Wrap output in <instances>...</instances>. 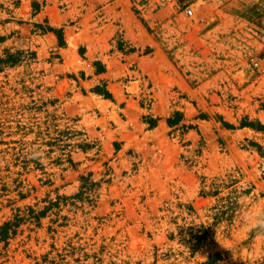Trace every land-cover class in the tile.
Wrapping results in <instances>:
<instances>
[{"label":"rangeland","instance_id":"rangeland-1","mask_svg":"<svg viewBox=\"0 0 264 264\" xmlns=\"http://www.w3.org/2000/svg\"><path fill=\"white\" fill-rule=\"evenodd\" d=\"M179 4L0 0V58L23 55L0 70V226L65 200L0 264L264 259L243 221L264 206V0ZM189 225L209 228L193 255L169 239Z\"/></svg>","mask_w":264,"mask_h":264},{"label":"trees","instance_id":"trees-1","mask_svg":"<svg viewBox=\"0 0 264 264\" xmlns=\"http://www.w3.org/2000/svg\"><path fill=\"white\" fill-rule=\"evenodd\" d=\"M17 5V3H14ZM42 32H53L58 40L59 45H63V37L61 30H53L49 27H41L37 26ZM1 42L4 41V38H1ZM23 60L22 52H15L11 53L10 51L5 50L4 51V57L0 58V70H3L8 67H16L19 65ZM94 91L97 94L103 95L105 98H110V95L107 91L104 89L96 88ZM175 116L178 117V114L176 113ZM180 118H169L167 119V125L169 127H174L178 124ZM156 125V121L151 120L150 121V127H154ZM70 161V160H69ZM81 180L85 181V178H81ZM212 195H216V192L211 193ZM78 196H81V194H78ZM67 200V198H66ZM47 205H45L41 210L36 211L33 208H29L28 213L26 215V218H16L13 222H7L0 226V242H6L8 239L13 237L16 234L17 227L21 224V222H28V223H34L36 226H39L40 221L42 218H44L48 212H51L54 208L58 209L59 206L62 204L65 205V200L62 197H58L55 201H46ZM55 215H57L55 213ZM52 224L55 223V221H51ZM59 227L63 225H58ZM48 233L55 234L56 229L52 226L48 227ZM172 234V235H171ZM170 234L169 239L174 240V238H178L179 242L190 251V254L193 255L194 253L198 252L201 247L202 243L206 240L209 234V228H205L203 225H199L198 227H194L193 225H189L186 227H182L176 235H173V233ZM67 246L71 245L67 243ZM54 249V247H53ZM51 253V252H49ZM45 254L42 258V262L40 264H66V253H64V250L62 252L57 253L55 256L51 257L50 254ZM87 256V255H85ZM222 260V255L220 253H215L213 255H210L208 259L200 264H215L216 262ZM76 262L79 261V259H75ZM80 262V261H79ZM39 264V263H36ZM252 264H264L263 260H257L253 262Z\"/></svg>","mask_w":264,"mask_h":264},{"label":"clouds","instance_id":"clouds-1","mask_svg":"<svg viewBox=\"0 0 264 264\" xmlns=\"http://www.w3.org/2000/svg\"><path fill=\"white\" fill-rule=\"evenodd\" d=\"M243 221L248 231L264 233V206L253 209L252 211H246Z\"/></svg>","mask_w":264,"mask_h":264},{"label":"built area","instance_id":"built-area-1","mask_svg":"<svg viewBox=\"0 0 264 264\" xmlns=\"http://www.w3.org/2000/svg\"><path fill=\"white\" fill-rule=\"evenodd\" d=\"M155 1V4L157 6H169V7H172L174 5H180L178 0H154ZM185 15L190 17L193 15V9L191 8H187L185 10Z\"/></svg>","mask_w":264,"mask_h":264},{"label":"water","instance_id":"water-1","mask_svg":"<svg viewBox=\"0 0 264 264\" xmlns=\"http://www.w3.org/2000/svg\"><path fill=\"white\" fill-rule=\"evenodd\" d=\"M185 0H178L179 3H183Z\"/></svg>","mask_w":264,"mask_h":264}]
</instances>
